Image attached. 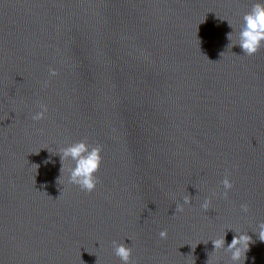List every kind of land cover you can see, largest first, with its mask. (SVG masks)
<instances>
[{"label": "water", "instance_id": "obj_1", "mask_svg": "<svg viewBox=\"0 0 264 264\" xmlns=\"http://www.w3.org/2000/svg\"><path fill=\"white\" fill-rule=\"evenodd\" d=\"M251 2L0 0V264H120L122 240L134 264H226L204 243L226 227L264 264V46L227 47ZM82 139L101 148L91 193L48 152Z\"/></svg>", "mask_w": 264, "mask_h": 264}, {"label": "clouds", "instance_id": "obj_2", "mask_svg": "<svg viewBox=\"0 0 264 264\" xmlns=\"http://www.w3.org/2000/svg\"><path fill=\"white\" fill-rule=\"evenodd\" d=\"M240 21L238 30H234L231 22L227 21L229 27L232 29L227 34V40L229 41L227 47L239 46L243 55H255L264 46V0H252L248 10L240 17ZM234 32L235 42L233 43ZM48 75L50 78L54 77L56 75L55 70L50 69ZM44 83L46 86L47 81ZM37 108L38 110L30 114V119L34 122L45 119L48 112V106L44 103H38ZM48 152L52 155L59 156L61 166L57 183L60 181L66 182L69 185L78 187L84 193H91L96 189L99 182L96 173L99 171L102 161L101 148L99 146H93L82 139L60 146L54 152L49 150ZM219 183L222 191H213L211 197L205 196L199 202L200 210L207 212L210 209L212 198L214 197L218 196L227 199L233 187L232 182L225 176ZM60 185L63 187V184ZM191 202L192 197L185 195L182 198V203L175 204L173 215L178 212H183L184 207L191 205ZM240 210L242 213H247L248 205L246 203L241 204ZM227 230H231L234 235L230 243L225 246ZM250 231L256 236L257 240L264 243V220L259 221ZM248 232L249 230L236 231L230 227H226L221 235L208 239L204 243L211 242L213 246L211 253H217L220 250L227 253L228 259L226 264H244L249 246L254 243L252 236ZM158 235L163 240L167 238L168 233L166 230H161ZM126 238L131 240V237ZM112 248L114 255L119 258L120 264H134V261L131 259L132 248L126 245L124 240L120 242L113 241ZM207 264H212L210 255L208 256ZM216 264H221V262L218 260Z\"/></svg>", "mask_w": 264, "mask_h": 264}]
</instances>
